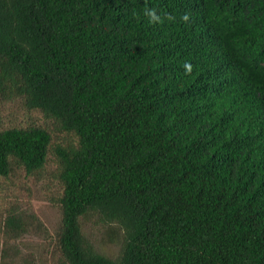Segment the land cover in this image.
Wrapping results in <instances>:
<instances>
[{
    "label": "trees",
    "instance_id": "16d2710c",
    "mask_svg": "<svg viewBox=\"0 0 264 264\" xmlns=\"http://www.w3.org/2000/svg\"><path fill=\"white\" fill-rule=\"evenodd\" d=\"M0 97L48 122L0 128V177L53 154L63 264H264V0H0Z\"/></svg>",
    "mask_w": 264,
    "mask_h": 264
},
{
    "label": "rangeland",
    "instance_id": "374dc122",
    "mask_svg": "<svg viewBox=\"0 0 264 264\" xmlns=\"http://www.w3.org/2000/svg\"><path fill=\"white\" fill-rule=\"evenodd\" d=\"M46 123L41 111L28 110L21 99L0 97V128ZM56 169L51 154L45 171L37 175H27L20 170L9 178L0 177V239H4V221L13 210L22 211L27 217H37L43 228L5 243L0 264H63L55 248L61 220V208L56 201L60 191ZM83 228L98 250L111 257L119 254L123 240V230L119 226L89 216L83 219Z\"/></svg>",
    "mask_w": 264,
    "mask_h": 264
},
{
    "label": "clouds",
    "instance_id": "9594fccd",
    "mask_svg": "<svg viewBox=\"0 0 264 264\" xmlns=\"http://www.w3.org/2000/svg\"><path fill=\"white\" fill-rule=\"evenodd\" d=\"M185 19H187V17H185ZM186 67H190V66H186Z\"/></svg>",
    "mask_w": 264,
    "mask_h": 264
}]
</instances>
